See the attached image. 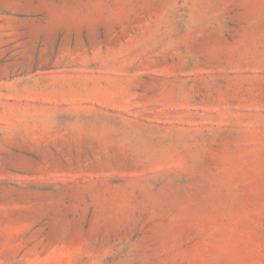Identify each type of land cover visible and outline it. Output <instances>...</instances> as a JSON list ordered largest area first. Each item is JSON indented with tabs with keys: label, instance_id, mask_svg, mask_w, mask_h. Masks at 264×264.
I'll list each match as a JSON object with an SVG mask.
<instances>
[{
	"label": "rangeland",
	"instance_id": "obj_1",
	"mask_svg": "<svg viewBox=\"0 0 264 264\" xmlns=\"http://www.w3.org/2000/svg\"><path fill=\"white\" fill-rule=\"evenodd\" d=\"M0 264H264V0H0Z\"/></svg>",
	"mask_w": 264,
	"mask_h": 264
}]
</instances>
